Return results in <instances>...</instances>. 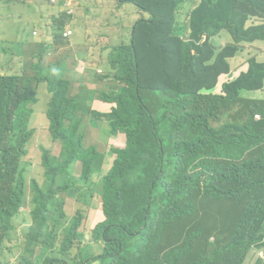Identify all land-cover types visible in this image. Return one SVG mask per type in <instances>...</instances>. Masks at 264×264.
<instances>
[{"label": "trees", "instance_id": "obj_1", "mask_svg": "<svg viewBox=\"0 0 264 264\" xmlns=\"http://www.w3.org/2000/svg\"><path fill=\"white\" fill-rule=\"evenodd\" d=\"M115 1L134 5L140 18L125 44L104 49L107 65L89 69L73 99L70 54L48 62L69 46L66 12L42 15L52 45L25 42L31 56L23 49L17 68L2 64L0 264H246L252 252L264 264V0ZM222 33L231 40L218 49ZM231 59L246 61L238 74ZM41 85L49 124L34 119ZM96 93L117 103L109 114L94 112L112 127L101 133L105 143L121 134L122 148L91 139ZM40 133L60 149L41 147L45 179L32 180L30 194L24 159ZM27 203L22 238L16 218ZM76 203L84 212L70 218L65 207ZM95 207L102 220L83 223ZM93 245H102L99 254Z\"/></svg>", "mask_w": 264, "mask_h": 264}, {"label": "rangeland", "instance_id": "obj_2", "mask_svg": "<svg viewBox=\"0 0 264 264\" xmlns=\"http://www.w3.org/2000/svg\"><path fill=\"white\" fill-rule=\"evenodd\" d=\"M67 5H72L77 10L75 15L72 17V22L68 24L74 31V37L72 41L69 43L68 48L64 51L60 52L53 57H49L48 62L55 63L60 55L70 54L71 58L68 62V72L67 76L71 79L72 90L70 93H67V98L73 99L74 96H77L80 92V88L83 84H85V79L88 80V70L91 68H100L101 65H107L108 63V55L107 51L101 52L103 49L107 47L117 48L122 46L128 41V32L134 23L140 18L137 14V8L132 4H126L123 7H119V3L115 0H61ZM45 8H50L51 3L50 0H44ZM3 5V2L0 3ZM8 5L13 9L12 12L8 14V19L15 18L16 10L17 13L22 11L26 12V8L23 4H19L16 0H8ZM29 5V4H28ZM15 7V9L13 8ZM251 21H248L244 28L248 29L251 27ZM41 31L39 29H35ZM34 31V30H33ZM32 25H27L23 27L22 25L11 26L9 30L0 36V43L9 41L16 42L15 45L11 49H7L6 46H0V56L2 59L0 60V68L1 65H6L7 67H14L17 62H20L19 54L23 49L26 50V55L31 56L34 52L33 46L30 48L25 47L24 43L29 42L31 45H34L38 36H33L32 33ZM37 31V32H38ZM191 32V30H189ZM20 38L19 42L17 40ZM230 35L227 33H222L218 39L214 40L216 47L218 49L223 48L226 44L230 42ZM90 42L94 47H96L97 53L92 54V57L88 56L89 45L85 44L86 42ZM21 45V46H20ZM76 48V50H75ZM2 49H5L2 50ZM76 52V53H75ZM229 60V59H228ZM233 64V70L238 74L242 71L244 66L246 65V61H241L238 63L235 59H231ZM86 63L85 68L83 69V65ZM101 70V69H98ZM48 74V73H47ZM222 83V82H221ZM220 90V87L217 88ZM257 97H261L258 96ZM39 103L35 105V117L37 119L36 123H40L42 121H46L49 124V120L46 115V110L48 107V102L50 99V94L48 93L46 86L41 85L39 89ZM32 103V102H30ZM89 105L93 107V111L89 116V124L93 125L90 129V132L96 135L91 139L96 143V139L98 142H105L104 135L101 136V133L108 134L111 130V125L108 123H103L97 120V115L94 112L95 106L103 105V107L110 108L116 107L117 103L115 101H106L100 97L99 93H96L94 97L89 101ZM104 125V126H103ZM32 126H35L32 123ZM99 137L100 140L97 138ZM103 137V138H102ZM121 139L126 141L124 136H121ZM91 141V140H89ZM97 144V143H96ZM46 147L52 151L54 155L59 154L60 145L58 143L52 142L51 139H48L46 133H40L39 135L34 136V144L30 148L29 155L24 159L25 162L29 163L30 166L26 173V178L28 181V187H26L27 192L31 194V182L32 180H37L39 183L44 182V172L41 168V147ZM109 169H111V164H108ZM77 171L73 170L75 177L80 180L78 175L81 172V165L78 164L76 166ZM169 173L171 170L168 171ZM101 176L99 178L94 177V180H97V183L103 182L106 175L103 171L100 172ZM74 177V179H75ZM86 195L91 196L90 193L85 190L82 191ZM95 193H102L101 184L97 185L95 188ZM99 199L96 200V206H99ZM82 209L84 212V208L76 203V206H66L65 210L67 215L71 218L75 216L77 211ZM96 209V207H95ZM90 211L87 210V213ZM24 213L30 212L27 210H22ZM26 229V228H25ZM25 231V230H24ZM24 231L21 232V237L23 238ZM256 254H253L251 259L247 264H256L253 260ZM30 257V255H28Z\"/></svg>", "mask_w": 264, "mask_h": 264}, {"label": "crops", "instance_id": "obj_3", "mask_svg": "<svg viewBox=\"0 0 264 264\" xmlns=\"http://www.w3.org/2000/svg\"><path fill=\"white\" fill-rule=\"evenodd\" d=\"M44 4L41 2V3L35 4V5L34 4L27 5L25 13H23L22 11H20V13H17V10L15 9V7H13L16 10L15 18L8 19L7 16L10 12L13 11V9L11 7H9L8 0H4L3 5H0V36H1V34L5 33V31L8 27L10 28L11 26H18V25H22L23 27H25V26L31 24L32 25V31L35 29H39V30L42 29L41 31L36 30L40 34L39 36H40L41 40H44L47 44L52 43V39L50 36L51 22L49 20H46L42 15H48L51 11H53L57 8H52L50 6V8L47 9V8H45ZM19 40H20V38L17 40V42H19ZM85 44L89 45V51H88L89 57H92L93 53L94 54L97 53L98 49L96 47H94L89 41L86 42ZM65 49L66 48L61 49L58 52V54L60 52L64 51ZM75 50H76V48H75ZM103 51H104V49L101 52H103ZM19 65H20V63L17 62L15 65V68H17ZM1 68H2V65H1ZM1 68H0V70H1ZM89 86L92 88L97 87V85H95V84H89ZM113 108L114 107H110V108L105 109L103 107V105H98V106H95V111L100 112L102 114H109V113H111ZM120 136H121V134L118 137H114V139H115L114 142L105 143V142H98V140H97V143L104 144L110 149L111 148L119 149L120 146L122 148L126 142L123 139H121ZM112 160L113 159H111L110 161H112ZM108 164L109 163L106 162V164L104 165L105 169H108ZM70 205L76 206L73 204H67L66 206H70ZM25 210L30 212V204L29 203H27V205L25 206ZM103 216L104 215H103V212H102L100 207H98L97 209H91L88 213H86V218H85L83 223L87 224V223H93V222L100 221V220H102ZM30 220H31L30 215H28V213H24V212H22L21 215L16 219V225L19 227L20 236H21V232L24 230H25L24 231V234H25V232H26L25 228H26V226L29 225ZM25 221H27V222H25ZM86 235H88V234H86ZM92 247H93L96 255L99 254L102 250V245H93ZM253 253H255V252H252L251 256L253 255Z\"/></svg>", "mask_w": 264, "mask_h": 264}, {"label": "clouds", "instance_id": "obj_4", "mask_svg": "<svg viewBox=\"0 0 264 264\" xmlns=\"http://www.w3.org/2000/svg\"><path fill=\"white\" fill-rule=\"evenodd\" d=\"M50 3H51V7L52 8H57V9H59V10H61L62 12H66L70 17H73L74 15H75V13H76V9H75V7L74 6H72V5H67V4H65L64 2H62L61 0H55L54 2H53V0H50ZM71 11H73V13L72 14H70V12ZM72 22V21H71ZM68 29H70V30H72L73 31V29L71 28V27H69V26H66L65 27V29H64V31H63V33L66 31V30H68ZM35 33H37L36 35H35ZM63 33H62V36H63ZM32 35L33 36H38V32L36 31V30H34L33 31V33H32ZM50 36H51V39H52V43H50V44H47L44 40H41L40 39V36H39V38H37L36 39V42H38V43H45L46 45H52L53 43H54V39H53V31H52V23H51V30H50ZM72 39H73V36L71 37V39H69V40H66L64 37H63V40L67 43V44H69L71 41H72ZM63 49V48H62ZM50 57H53L54 56V54L53 53H51L50 55H49ZM39 89H40V87H39ZM39 89H38V97H39ZM66 208V207H65ZM23 209H25V207L23 208ZM22 209V210H23ZM22 210H21V213H22ZM30 212H31V208H30ZM21 213H20V215H21ZM67 213V212H66ZM19 215V216H20ZM18 216V217H19ZM17 217V218H18ZM16 218V219H17ZM25 222H27V221H25ZM26 224V223H25ZM29 225H30V223H29ZM28 225V226H29ZM27 227V226H26ZM26 230H27V228H26ZM18 232H19V227H18ZM19 234H20V232H19ZM12 264H14V261H12Z\"/></svg>", "mask_w": 264, "mask_h": 264}, {"label": "built area", "instance_id": "obj_5", "mask_svg": "<svg viewBox=\"0 0 264 264\" xmlns=\"http://www.w3.org/2000/svg\"><path fill=\"white\" fill-rule=\"evenodd\" d=\"M55 0H53V2H54ZM73 13V11H71L70 12V14H72ZM37 33H35V35H36ZM73 36V31L72 30H70V29H68V30H66L64 33H63V37L66 39V40H69V39H71V37Z\"/></svg>", "mask_w": 264, "mask_h": 264}]
</instances>
